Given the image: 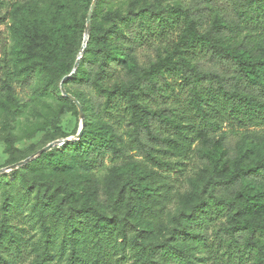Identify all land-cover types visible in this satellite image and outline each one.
Listing matches in <instances>:
<instances>
[{"label":"rangeland","instance_id":"obj_1","mask_svg":"<svg viewBox=\"0 0 264 264\" xmlns=\"http://www.w3.org/2000/svg\"><path fill=\"white\" fill-rule=\"evenodd\" d=\"M92 2L0 0V178H3L0 179V233L13 234L21 243L17 249L12 247L9 255L0 251L7 264H32L42 254L46 235L35 209V204H39L36 189L40 183L49 182L52 188L67 185L74 192L71 200L77 208L88 206L104 216L123 217L127 244L132 241L140 248L171 237L177 216L189 213L201 195L207 196L205 185L209 177L226 183L232 175H240L242 170L264 161V126L238 127L228 121L214 131L196 135L173 133L168 148L156 152L152 149L153 141L146 137L141 124L136 127L132 123L129 112L118 110L115 105L109 107L105 103L106 93L100 94L96 86L79 80L83 72L78 74L77 68L85 61L87 46H101L90 40V30L95 28L100 34L109 30L110 13L116 10L138 13L147 6L157 9L159 4L189 9L192 5L189 0H96L87 31ZM217 16L218 10L210 9L208 23ZM169 17L163 23L164 31L151 20L147 31L151 40L144 41L134 55L126 57L127 65L133 64L135 58L143 69L139 77L157 58L172 54L173 47L180 46L182 25L172 23ZM59 25L63 26V32L59 31ZM118 29L125 31L126 27L121 24ZM115 39L112 36L110 44ZM52 41L65 53L58 61H53L49 52ZM241 41L245 45L264 46L259 34L244 29L229 32L224 42ZM27 68H33L34 75L30 85H23L21 79ZM68 75L71 77L65 78ZM177 76L166 73V78L175 82V90L167 89L166 96L155 100L150 98L144 107L166 108L165 114L171 113L175 123H181L182 119L185 123H199L200 118L190 108V97L181 89ZM121 81L117 75L112 76L109 88ZM124 105L123 102L120 107ZM88 130L97 146L105 145L108 149L95 150L83 141L81 136ZM186 130L187 127L183 131ZM74 146L83 149L74 152L70 149ZM47 154L51 160L45 157ZM128 178L133 181L130 189L131 202L135 205L133 213L128 212L126 197L117 209L110 203L122 189L128 192L129 187L125 186ZM241 186L250 193L264 191L263 181L243 176ZM44 214L50 225L52 249L60 252L57 242L65 235L64 225L52 210L46 209ZM246 216L259 222L264 219V210ZM214 226L215 229L229 226V222L220 217L211 223L212 229ZM83 232L90 234L86 228ZM115 237L111 238L114 243L121 239V233ZM258 237L264 245V233L259 232ZM186 242L190 245L188 255L195 264H225L221 251L215 249L208 257L201 258L200 252L209 243L203 245L199 239ZM65 256L60 257L59 264ZM131 262L132 259L125 264Z\"/></svg>","mask_w":264,"mask_h":264},{"label":"trees","instance_id":"obj_2","mask_svg":"<svg viewBox=\"0 0 264 264\" xmlns=\"http://www.w3.org/2000/svg\"><path fill=\"white\" fill-rule=\"evenodd\" d=\"M189 1L192 3L189 9L159 4L157 9L147 6L138 13L118 10L110 13L109 30L100 34L91 28L89 33L90 40L99 42L101 46H87L85 61L77 68L78 74L83 72L79 80L90 82L100 94L106 93L105 103L109 107L118 106V110L130 113L136 127L142 125L146 137L155 144V147H149H154L152 149L156 152L168 148L173 141V133L191 136L214 131L225 121L238 127L264 126V46L248 44V47L243 41L224 42L226 34L243 29L259 34L264 41V0ZM204 3L210 6H204ZM212 8L218 10L219 16L208 23ZM168 16L172 23L182 25L180 46L173 47L172 54L157 58L139 77L143 69L135 58L133 64L127 65L126 57L134 55L144 41L151 40L147 32L152 25L149 23L151 20L164 31L163 23ZM121 24L126 27L125 31L118 29ZM59 26V31L63 32V26ZM60 35L63 36L62 33ZM112 36L116 39L110 44ZM51 44V57L53 61H58L65 54L64 50L62 47L58 49L54 41ZM166 73L178 75L181 89L190 97V108L200 118L199 123H185V119L175 123L171 113L165 114L166 108L144 107L150 98L155 100V97L166 96L167 89L175 90V82L168 80ZM33 75V68H27L21 83L30 85ZM114 75L123 81L110 89L109 82ZM55 92L60 93L58 89ZM123 102L125 105L120 107ZM185 127L187 130L184 132ZM81 138L93 145L95 150L108 149L105 145L97 146L89 130ZM192 140L195 137L192 136ZM145 147L143 145L142 149L148 156ZM70 149L79 152L83 148L74 146ZM45 157L52 159L48 154ZM240 175L264 182V161L242 170ZM240 175H232L226 183L209 177L205 185L207 196L201 195L189 213L182 212L177 216L171 237L140 248L132 241L127 244L123 217L117 219L116 214L104 216L88 206L77 208L73 204L75 201L71 200L74 192L67 185L52 188L49 182L40 183L36 189V202L39 204H35V209L46 238L42 254L32 264H59L60 257L65 254L62 264H125L131 259L133 262L129 264H195L188 255L190 245L186 241L197 239L203 241V245L209 243V247L200 252L202 259L215 249L218 253L221 251L225 264H264V245L258 237L259 232L264 233V219L254 222L246 216L264 210V191L250 193L241 186ZM125 186L129 187L128 192L122 189L110 203L113 209H117L126 197L128 212L133 213L135 205L131 202V178L125 181ZM46 209L52 210L56 219L64 225L65 235L62 234L57 242L61 254L52 249L50 225L44 214ZM220 217L226 218L229 226H218L216 229L214 226L212 229L211 223ZM118 224H121L119 228ZM83 228L90 234H83ZM118 232L121 239L114 243L111 238H116ZM0 236L1 252L9 255L12 247H21L13 234L4 231ZM7 262L0 256V264Z\"/></svg>","mask_w":264,"mask_h":264},{"label":"water","instance_id":"obj_3","mask_svg":"<svg viewBox=\"0 0 264 264\" xmlns=\"http://www.w3.org/2000/svg\"><path fill=\"white\" fill-rule=\"evenodd\" d=\"M95 3H96V0H93V2H92V4H91V7H90V10H89V13H88V16H87V20H86V28H87V31H88V30L90 29V27H91V18H92V15H93V9H94V7H95ZM77 64H78V60H77L76 63H75V67L77 66ZM69 77H71V75L65 76V78H69ZM62 88H63V85L61 84V89H62ZM63 93L66 94V96L70 97V95H69L67 92L63 91ZM75 103L77 104V106H78V108H79V113L82 114L83 111H82V109H81L80 104L78 103L77 100H75ZM52 145H53V144H51L50 146H52Z\"/></svg>","mask_w":264,"mask_h":264}]
</instances>
